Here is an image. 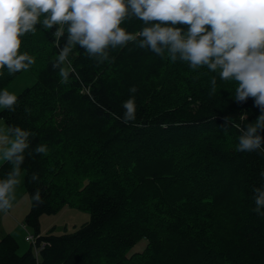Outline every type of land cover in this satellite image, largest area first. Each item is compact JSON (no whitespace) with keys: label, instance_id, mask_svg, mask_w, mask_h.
I'll list each match as a JSON object with an SVG mask.
<instances>
[{"label":"trees","instance_id":"1","mask_svg":"<svg viewBox=\"0 0 264 264\" xmlns=\"http://www.w3.org/2000/svg\"><path fill=\"white\" fill-rule=\"evenodd\" d=\"M37 29L22 37V51L36 58V82L17 95L14 113L0 111L5 123L35 133L32 148L48 145L47 156L26 154L22 166L30 209L20 227L36 241H25L27 234L19 254L15 238L3 235L0 264H264V217L252 211L264 153L237 152L240 132L232 126L255 122L254 100L235 102V85L219 78L210 96L214 74L206 68L192 71L133 44L99 65L78 47L70 59L80 78L63 85L52 68L55 28ZM21 73L4 71L0 89ZM131 95L136 119L124 123ZM9 169L2 163L0 177ZM65 207L89 213V221L72 233L41 235L40 217ZM142 239L144 249L128 255Z\"/></svg>","mask_w":264,"mask_h":264},{"label":"clouds","instance_id":"2","mask_svg":"<svg viewBox=\"0 0 264 264\" xmlns=\"http://www.w3.org/2000/svg\"><path fill=\"white\" fill-rule=\"evenodd\" d=\"M132 21L140 22L138 31L124 26ZM37 26L45 31L55 28L52 34L59 52L52 68L63 85L69 84L72 76L80 78L70 59L78 47L84 57L99 65L111 64L115 59L111 53L129 44L171 63H184L192 71L206 68L214 74L210 96L217 91V78L233 83V100L245 103L251 98L261 113L254 123L243 127L225 118L240 132L235 150L264 153V136L260 135L264 131V0H0V75L6 71L15 76L36 63L33 55L22 51V37L35 36ZM129 92L134 94L137 88L133 86ZM18 102L16 94L0 89V111L14 113ZM122 108L123 122H134L135 96L124 101ZM34 136L30 129L0 122V163L10 165L0 177L2 214H7L17 199L26 174L22 167L26 154L49 153L47 144L32 148ZM260 176L264 178V172ZM38 180V174L33 173L30 182ZM252 193V211L264 217V185L254 187ZM31 200L42 203L38 189Z\"/></svg>","mask_w":264,"mask_h":264},{"label":"rangeland","instance_id":"3","mask_svg":"<svg viewBox=\"0 0 264 264\" xmlns=\"http://www.w3.org/2000/svg\"><path fill=\"white\" fill-rule=\"evenodd\" d=\"M36 82V74L31 69L27 72H22L11 84H9L6 88L13 92L14 94L18 95L22 90H24L26 87L31 86ZM4 120L2 119V121ZM5 123V122H4ZM23 184V183H22ZM17 189V199L14 202L13 208L5 214L8 216L13 222H10V225L16 226V233L14 232H7L4 231L3 234L0 233V238L3 235L10 234L12 235L15 240L17 241L19 245V254H22L24 251H26L29 247V244L24 242V237L27 234H30L31 236L34 235V232L31 228L26 227V230H23L20 227V224L23 223L24 217L26 215H20L18 217V212H23L25 207H29L30 209V198L25 192L23 185ZM29 209L27 213L29 212ZM26 213V214H27ZM18 218V219H15ZM90 218L89 213L80 211L76 208H68L65 207L61 211H59L56 214L52 215H42L39 219V225H40V234L46 235L50 231L53 234H63V233H72L75 230H77L80 226H82L84 223L88 222ZM8 219L3 218L1 221L0 217V225H8ZM26 231V232H25ZM146 244V239L140 240L137 244H135L131 249L127 251V254H133L135 252H140L144 249Z\"/></svg>","mask_w":264,"mask_h":264},{"label":"crops","instance_id":"4","mask_svg":"<svg viewBox=\"0 0 264 264\" xmlns=\"http://www.w3.org/2000/svg\"><path fill=\"white\" fill-rule=\"evenodd\" d=\"M2 163H0V165H1ZM28 209H29V207H25V209L23 210V212H18L17 214H18V217L21 215H26V213H27V211H28ZM0 217H1V221H2V219L3 218H7L8 219V225L7 226H5V225H0V233L1 234H3V232L4 231H7V232H14V233H16V226H14V225H10V222H13L8 216H6L5 214H2V213H0ZM15 219H18V218H15ZM26 232V231H25Z\"/></svg>","mask_w":264,"mask_h":264},{"label":"built area","instance_id":"5","mask_svg":"<svg viewBox=\"0 0 264 264\" xmlns=\"http://www.w3.org/2000/svg\"><path fill=\"white\" fill-rule=\"evenodd\" d=\"M25 241L30 242L31 245H34L36 239L33 236H27V237H25ZM43 245H44V243H41V247H43ZM35 250H37V249H35Z\"/></svg>","mask_w":264,"mask_h":264},{"label":"bare ground","instance_id":"6","mask_svg":"<svg viewBox=\"0 0 264 264\" xmlns=\"http://www.w3.org/2000/svg\"><path fill=\"white\" fill-rule=\"evenodd\" d=\"M148 215V214H147ZM148 217V216H147Z\"/></svg>","mask_w":264,"mask_h":264}]
</instances>
